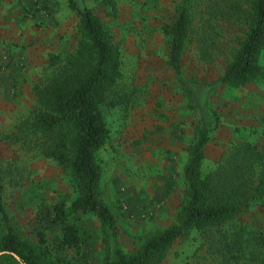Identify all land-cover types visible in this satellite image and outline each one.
Returning a JSON list of instances; mask_svg holds the SVG:
<instances>
[{
	"label": "rangeland",
	"instance_id": "rangeland-1",
	"mask_svg": "<svg viewBox=\"0 0 264 264\" xmlns=\"http://www.w3.org/2000/svg\"><path fill=\"white\" fill-rule=\"evenodd\" d=\"M78 1L104 22L121 53L120 88L129 103L105 110L108 133L96 159L101 166L99 197L115 216L112 239L121 252L131 255L145 234L174 221L183 196L184 148L192 142L198 121L167 63L168 38L159 28L170 20L179 0H114L117 11L113 17L102 3ZM191 1L197 13L204 0ZM77 22L66 0H0L3 209L11 231L27 244L44 247L39 234L44 235L49 264H103L105 249L111 244L94 214L75 213L68 214L67 221L77 226L80 245L64 250L56 247L60 226L50 223L46 212L58 201L68 206L75 197L68 171L7 137L34 108L33 85L52 70L48 55L62 57L73 47ZM260 63L264 67V51ZM182 70L188 77L210 79L190 44L182 56ZM260 79L238 88L220 86L209 100L219 121L203 150V174L231 144L263 142ZM244 105L254 112L240 124L238 115L243 117ZM222 229L240 232L241 255L227 264H264V210L249 208ZM5 230L0 218V236ZM210 255L204 236L192 230L173 242L161 264H216L218 259ZM0 264L16 261L2 255Z\"/></svg>",
	"mask_w": 264,
	"mask_h": 264
},
{
	"label": "trees",
	"instance_id": "trees-1",
	"mask_svg": "<svg viewBox=\"0 0 264 264\" xmlns=\"http://www.w3.org/2000/svg\"><path fill=\"white\" fill-rule=\"evenodd\" d=\"M94 1L105 5L109 16L116 15L114 0ZM66 2L78 16L74 45L62 57L48 55L47 65L52 70L33 85L34 108L7 136L10 142H18L25 150L68 171L75 197L68 206L58 201L46 212L49 222L60 226L56 247L64 250L80 245L79 230L67 221L68 214L92 213L110 237L103 264H161L173 242L192 230L204 236L209 254L218 259L216 264L236 260L242 250L240 232L222 228L249 208L264 210V140L231 144L205 174L201 163L210 132L219 121L209 100L220 86L238 88L264 77L260 63L264 51V0H204L197 13L191 0H179L170 20L160 25L161 33L168 38L167 63L187 106L197 112L198 121L192 142L184 148L183 196L174 221L145 234L131 255L121 252L112 239L115 216L100 200L101 166L96 159L108 133L105 110L129 103L120 88V49L91 8L78 0ZM189 44L209 80L183 73L182 56ZM0 218L6 228L0 236V251L7 252L2 255L16 264L9 253L23 264H49L42 233L41 248L27 244L11 231L3 209L1 175ZM251 236L255 242V235Z\"/></svg>",
	"mask_w": 264,
	"mask_h": 264
},
{
	"label": "crops",
	"instance_id": "crops-1",
	"mask_svg": "<svg viewBox=\"0 0 264 264\" xmlns=\"http://www.w3.org/2000/svg\"><path fill=\"white\" fill-rule=\"evenodd\" d=\"M262 82H263V94L261 95V99H262V101H264V77L263 78H261L260 79ZM256 81V80H255ZM254 81H252V82H250V83H248V84H246V85H249V84H251V83H253ZM260 105H261V107H263L264 108V104H261V102H260ZM241 110L243 111V113H242V116L243 117H241V114L240 115H238V117L239 118H241V120H240V122L238 121V123H240V124H244V123H246L247 122V120L249 119L248 118V115L247 114H253V112H254V109H251L248 105H244V106H241ZM233 119V118H232Z\"/></svg>",
	"mask_w": 264,
	"mask_h": 264
},
{
	"label": "water",
	"instance_id": "water-1",
	"mask_svg": "<svg viewBox=\"0 0 264 264\" xmlns=\"http://www.w3.org/2000/svg\"><path fill=\"white\" fill-rule=\"evenodd\" d=\"M5 253H7L6 251H0V255H2V254H5ZM11 256H13L16 260H17V262L19 263V264H23V263H21L20 262V260H19V258L16 256V255H14V254H12V253H9Z\"/></svg>",
	"mask_w": 264,
	"mask_h": 264
}]
</instances>
